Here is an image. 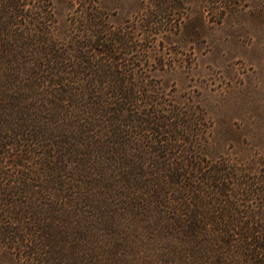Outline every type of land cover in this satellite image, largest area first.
Segmentation results:
<instances>
[{"label":"trees","instance_id":"16d2710c","mask_svg":"<svg viewBox=\"0 0 264 264\" xmlns=\"http://www.w3.org/2000/svg\"><path fill=\"white\" fill-rule=\"evenodd\" d=\"M78 4L84 19L72 26L50 0H0V213L17 215L0 216V241L26 238L18 226L28 205L12 199L31 196L36 263L116 264L129 228H142L140 215L149 228L158 213L164 261L177 253L193 264V233H202L193 229V166L163 144L180 139L183 120L147 83L145 20L115 28L96 0ZM98 242L109 246L104 258ZM254 246L264 250L263 239ZM219 249L212 264H224Z\"/></svg>","mask_w":264,"mask_h":264},{"label":"rangeland","instance_id":"374dc122","mask_svg":"<svg viewBox=\"0 0 264 264\" xmlns=\"http://www.w3.org/2000/svg\"><path fill=\"white\" fill-rule=\"evenodd\" d=\"M96 3L115 28L145 20L140 36L147 50V83L156 86V98L165 110L173 108L182 116L180 139L163 144L174 160L193 166L190 194L198 219L193 229L202 232L200 237L193 233V264H212L211 251L219 247L224 264H264V250L254 246L256 240L264 241V0ZM49 8L72 26L84 19L78 0H50ZM150 18L157 23L144 25ZM147 135L149 143L152 137ZM12 200L28 205L17 225L26 238L14 245L0 241V264H39L31 259V196ZM154 216L149 228L141 215L144 227L129 228L122 260L116 264H180L182 255L177 253L171 262L164 261L162 245L170 244L163 239L158 213ZM216 236L228 243L203 245L202 239ZM103 243L97 244V256L104 258L109 246Z\"/></svg>","mask_w":264,"mask_h":264}]
</instances>
